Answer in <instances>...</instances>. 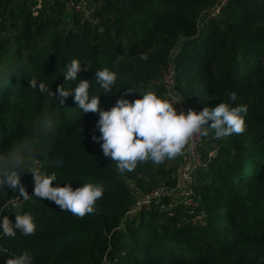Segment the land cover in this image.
Here are the masks:
<instances>
[{"label":"trees","instance_id":"trees-1","mask_svg":"<svg viewBox=\"0 0 264 264\" xmlns=\"http://www.w3.org/2000/svg\"><path fill=\"white\" fill-rule=\"evenodd\" d=\"M215 1L88 0L74 12L63 0H42L33 12L34 0H0V155L34 148L31 166L20 171L29 195L34 169L55 173L53 186L91 182L104 189L84 217L46 198L21 200L17 211L34 216L36 231L0 238V264L11 252L28 253L33 264H264V0H229L220 16L198 26ZM73 59L89 65L78 78L90 81V95H100L104 110L125 94L139 98L129 90L166 97L162 77L169 62L173 90L197 113L231 103L232 92L235 104L247 105L242 134L216 139L208 129L202 135L194 209L172 202L179 197L178 156L120 173L104 156L103 141L92 139L102 135L99 113L80 110L74 94L60 103L58 87L76 86L63 75ZM105 67L117 73L109 94L95 81ZM33 78L49 92L33 89ZM58 158L62 165H53ZM158 187L162 194L150 206L132 210L140 193ZM18 195L0 188V213L13 223L16 213L6 202Z\"/></svg>","mask_w":264,"mask_h":264},{"label":"clouds","instance_id":"clouds-1","mask_svg":"<svg viewBox=\"0 0 264 264\" xmlns=\"http://www.w3.org/2000/svg\"><path fill=\"white\" fill-rule=\"evenodd\" d=\"M140 58L148 59L144 54ZM83 64L87 63L73 59L67 65L63 72L64 78L66 81L76 82V86L71 90L65 89L63 85L59 86L57 95L60 103H63L64 98L74 94L80 110L84 113H99L96 128L102 135L93 136L92 139L95 142L103 141L101 148L104 156L116 163V170L120 173L133 171L138 162L151 161L154 165H159L181 155L196 133L207 136L208 129H211L214 138L220 139L245 131L248 107L246 104H235V92L229 94L231 103L222 101L214 108L205 107L198 113L189 109L185 114L174 107L181 99L166 98L152 89H128L131 93H139V98L130 101L125 94L110 109H101L100 95H90V81L78 78ZM116 80L117 73L107 67L95 72V81L105 94L112 93ZM30 86L42 95L50 90L48 84L35 78L31 80ZM34 151L31 145H24L7 156L0 155V188L5 189L7 185L12 191L17 190L19 193L14 200L6 202L15 210V222L3 215L5 211L0 213V238H14L18 231L25 236L35 233L37 225L34 216L29 212L20 214L17 211L20 201H27L30 196L46 198L62 211L84 217L94 212L96 202L104 194L102 185L91 182H83L82 186L75 189L70 184L61 186L60 183H55L53 186V182L57 180L55 173L47 174L34 169L28 171L34 177V191L29 195L20 186V171H26L31 166ZM6 264H33V259L28 253L17 255L11 252Z\"/></svg>","mask_w":264,"mask_h":264},{"label":"built area","instance_id":"built-area-1","mask_svg":"<svg viewBox=\"0 0 264 264\" xmlns=\"http://www.w3.org/2000/svg\"><path fill=\"white\" fill-rule=\"evenodd\" d=\"M66 5V9L69 11L78 12L81 11L84 5L88 0H63ZM229 0H216L214 5L203 10L197 19L198 26H204L209 20L220 16L223 12L224 7ZM42 0H35V5L33 6L32 11L35 12L38 7H40ZM174 65L172 62H169L167 68L163 72L162 83L165 87V96L166 98L171 99L175 97L176 99H181L177 101L174 107L177 111H184L185 114L189 109L194 110V108L188 104L186 99H184L179 92L173 90L174 83ZM202 143V135L200 133L194 134L190 139L188 145L183 150V153L179 155L180 163L177 169V181L176 187L179 192V197L182 201L189 207L195 208L197 203L192 196V183L194 180L195 172L204 166V160L201 155L200 146ZM138 191L139 189L136 188ZM162 194V189L159 187L152 190L147 194L140 193L138 198L135 200L133 211L141 208L148 207L151 205V201L155 197H159ZM132 211V212H133ZM196 219H199L196 216Z\"/></svg>","mask_w":264,"mask_h":264},{"label":"water","instance_id":"water-1","mask_svg":"<svg viewBox=\"0 0 264 264\" xmlns=\"http://www.w3.org/2000/svg\"><path fill=\"white\" fill-rule=\"evenodd\" d=\"M120 5H122V3H120ZM62 159L61 158H58V159H55L53 161V165H57V166H61L62 165Z\"/></svg>","mask_w":264,"mask_h":264},{"label":"rangeland","instance_id":"rangeland-1","mask_svg":"<svg viewBox=\"0 0 264 264\" xmlns=\"http://www.w3.org/2000/svg\"><path fill=\"white\" fill-rule=\"evenodd\" d=\"M178 200H181V201H182L181 197H178V196L176 195L175 197H173L172 202H176V201H178Z\"/></svg>","mask_w":264,"mask_h":264},{"label":"crops","instance_id":"crops-1","mask_svg":"<svg viewBox=\"0 0 264 264\" xmlns=\"http://www.w3.org/2000/svg\"><path fill=\"white\" fill-rule=\"evenodd\" d=\"M34 2H35V0H34ZM34 5H35V3H34Z\"/></svg>","mask_w":264,"mask_h":264}]
</instances>
